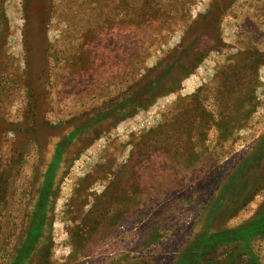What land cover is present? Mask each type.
Returning <instances> with one entry per match:
<instances>
[{
	"label": "rangeland",
	"instance_id": "rangeland-1",
	"mask_svg": "<svg viewBox=\"0 0 264 264\" xmlns=\"http://www.w3.org/2000/svg\"><path fill=\"white\" fill-rule=\"evenodd\" d=\"M3 254L264 264V0H0Z\"/></svg>",
	"mask_w": 264,
	"mask_h": 264
},
{
	"label": "trees",
	"instance_id": "trees-1",
	"mask_svg": "<svg viewBox=\"0 0 264 264\" xmlns=\"http://www.w3.org/2000/svg\"><path fill=\"white\" fill-rule=\"evenodd\" d=\"M126 99H128V97L126 98ZM47 192V190L45 189V193ZM44 193V194H45ZM40 196H41V193H40ZM31 232V231H30ZM22 250H24V249H20V251H18L17 253L18 254H20V256H22V257H20L19 259H21V258H23L24 256H26V255H24L23 253H22ZM3 253V252H2ZM5 254H3V255H1L0 256V264H12V262H10L9 261V263H8V261L6 262V260H5V256H4ZM18 259V260H19ZM18 260H16V261H14V263L13 264H19V261Z\"/></svg>",
	"mask_w": 264,
	"mask_h": 264
}]
</instances>
